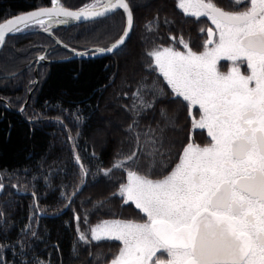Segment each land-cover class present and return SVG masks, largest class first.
Listing matches in <instances>:
<instances>
[{
    "label": "snow or ice",
    "instance_id": "6c2138e0",
    "mask_svg": "<svg viewBox=\"0 0 264 264\" xmlns=\"http://www.w3.org/2000/svg\"><path fill=\"white\" fill-rule=\"evenodd\" d=\"M50 3L51 7L0 23V50L5 48L10 33L33 27L50 33L56 24L110 18L122 10V34L111 45L94 50L121 54L134 29L131 0H92L78 10L65 7L62 0ZM176 7L185 16L207 18L214 27L200 29L206 34L201 51H194L182 36L179 40L169 36L184 50L158 45L146 52L154 61L148 69L158 71L170 93L141 82L133 93L131 108L125 106L132 114L125 131L133 138L134 146L129 153L118 154L111 168L98 169L105 177L114 170L126 172V182H121L118 193L112 195H119L124 204H134L142 218L104 219L89 225L85 232L79 227L82 217L77 213L78 240L89 247L93 242L119 241L122 246L118 253L105 264H264V0H228L227 10L213 0H178ZM165 23L170 22L165 19ZM146 27L150 32L159 28V18ZM63 47L68 49L69 45ZM221 61L230 62L227 70H222ZM165 100L183 103L189 122L188 135L172 168L163 160L165 138L155 136L151 128L143 133L136 131L141 118ZM19 111L24 113L25 108ZM161 116L173 131H184L164 109ZM75 119H81L79 114ZM56 121L67 128L61 117ZM197 130L200 134L206 132V143L196 142ZM68 138L74 140L70 129ZM176 142L168 141L169 157ZM144 158H148L147 163ZM75 160L80 167V185H84L89 171L80 163L79 155ZM80 185L70 195L61 193L64 207L73 203ZM0 193H5L2 177ZM32 195L33 207H39L35 192ZM103 204L100 201L94 207ZM6 223L0 209V225ZM34 223L30 217L21 232L39 239ZM83 223L89 224L87 210ZM17 244L20 264H31L23 259L24 241L18 240ZM5 247L0 244V264H7ZM73 253H77L75 246ZM89 255L93 256L91 252ZM94 258L101 259L102 254ZM36 264L45 262L37 260Z\"/></svg>",
    "mask_w": 264,
    "mask_h": 264
},
{
    "label": "trees",
    "instance_id": "16d2710c",
    "mask_svg": "<svg viewBox=\"0 0 264 264\" xmlns=\"http://www.w3.org/2000/svg\"><path fill=\"white\" fill-rule=\"evenodd\" d=\"M91 1L62 0V3L67 7L80 8ZM142 1L131 0L134 30L122 47L121 54L41 64L37 85L33 83L37 55L47 49L48 57L59 58L66 56L67 51L53 46L51 37L40 32L30 31L7 38L6 46L0 52V97L6 101H0V177L5 185V193H0V209L7 221L0 225V244L6 246L3 255L7 264H20L18 240L24 241L23 259L31 264H36L37 260L45 264H105L122 245L119 241L93 242L91 247L84 245L78 240L74 215L78 213L82 217L79 227L85 232L89 225L94 226L104 219L138 220V211L133 204H124L123 198L112 195L118 193L121 182H126V172L114 170L110 177H105L98 169L111 168L118 154H127L134 146L133 138L125 131L132 120V114L125 106L131 108L133 93L141 82L148 86L155 84L165 93H170L158 71L148 69L147 65L154 64V61L146 56V52L158 45L183 48L182 44L172 41L169 36H175L177 40L182 36L194 51H201L200 45L206 39V34L200 31L206 28L203 22L185 16L176 7L178 0ZM50 4V0H0V21L16 13ZM157 17L159 28L148 31L146 26ZM165 19L170 23H165ZM123 25V14L118 12L99 21L55 29L54 33L69 46L85 49L114 41L121 34ZM128 50L133 51V59L123 56ZM138 58L141 60L140 66L133 67L131 60ZM121 71L134 72L133 77L124 80L125 85L121 83ZM31 90L32 95L24 113L9 110L6 104L18 109ZM107 96L116 100V108L107 101ZM105 109L109 111V116L120 118L122 122L118 125L117 135L105 147H100L93 141V136L97 129L103 127L100 113ZM161 109L169 117L175 118L177 126L184 129L180 136L171 128L164 127ZM77 114L81 118L78 122L75 119ZM58 116L67 128L57 123ZM187 123L184 105L165 100L158 102L154 111L141 118L136 131L143 133L151 128L155 136L165 138L161 151L165 153L163 160L168 165L186 139ZM68 129L74 140H69ZM141 139L143 142L144 137ZM170 139L177 142L171 148L169 157ZM76 155H79L80 163L89 171V175L84 178L86 184L83 189L73 197V203L66 209V201L61 193L70 195L80 185ZM147 159L144 158L143 162L147 163ZM19 191L26 194L19 195ZM33 192L39 207H33ZM100 201L104 202L103 206L95 208L94 205ZM85 210L88 211V225L83 223ZM39 212L47 216L40 217ZM30 217L35 221L33 227L39 239L21 232ZM9 245H15V248ZM74 246L76 254L73 253ZM96 254H102V258L95 259Z\"/></svg>",
    "mask_w": 264,
    "mask_h": 264
},
{
    "label": "rangeland",
    "instance_id": "374dc122",
    "mask_svg": "<svg viewBox=\"0 0 264 264\" xmlns=\"http://www.w3.org/2000/svg\"><path fill=\"white\" fill-rule=\"evenodd\" d=\"M142 2L146 3L145 0H143ZM151 4L152 3L150 2V5ZM132 55H133V51L132 50H128V51L124 52V54H123V56L126 57L127 59H133V58H131ZM131 61H132L131 62L132 66L135 67L136 65L140 64L141 60L138 58L136 60H131ZM119 74L121 75L120 77L122 79L121 80L122 85H125L126 83H125L124 80L126 78L133 77L134 72L131 71L130 73L129 72L127 73V72H122L121 71V72H119ZM107 101L112 103L113 108L117 107V102L112 96H107ZM100 115L102 116L103 127L100 128V129H97L96 134L93 136V141L95 142V144L97 146L105 147L107 145L108 141L112 140V138H114V136L117 135V131L120 128V127H118V125H120L122 121H121L120 118H115V117L109 116V111H107L106 109L103 110L100 113ZM164 123H165L164 124L165 128H170L168 126V122H167V120H165V118H164ZM180 135H181V132H178V136H180ZM169 147H170V145H169Z\"/></svg>",
    "mask_w": 264,
    "mask_h": 264
},
{
    "label": "water",
    "instance_id": "95a60500",
    "mask_svg": "<svg viewBox=\"0 0 264 264\" xmlns=\"http://www.w3.org/2000/svg\"><path fill=\"white\" fill-rule=\"evenodd\" d=\"M52 6V5H51ZM51 6H48V7H51ZM38 8L36 9H32V10H29V11H26V12H23V13H28V12H31V11H34V10H37ZM70 9V8H69ZM71 10H78V9H71ZM23 13H19V14H23ZM19 14H16V15H19ZM14 15V16H16ZM14 16L12 17H9L7 19H11L13 18ZM101 18H104V17H97V18H90V19H81V21H75V20H71L68 24H56V25H53V28H56V27H68V26H72V25H76V24H82V23H86V22H90V21H95V20H98V19H101ZM7 19H5L4 21L0 22V23H3L5 22ZM52 28V29H53ZM9 35V34H8ZM132 33L129 34V38L131 37ZM7 37V36H6ZM54 40L56 41V43H58L57 41H59L56 37H54ZM129 40V39H128ZM126 40V42L128 41ZM125 42V43H126ZM59 45L63 46L64 44L62 42L59 41L58 43ZM69 49H72V48H68L67 50L71 53V55L69 57H66V58H61V59H45L43 60V63H55V62H64V61H69V60H74V59H85V58H98V57H105V56H108V55H112L113 53H107V52H104V53H101V52H98V51H94L95 49H98V48H91V52L87 53V55H77L76 53L70 51ZM77 52H84V51H77ZM44 56V55H43ZM40 63V61L37 62V66L38 64ZM35 74L37 76V69L35 71ZM25 106V105H24ZM23 106V107H24ZM19 110H17L18 112ZM82 189V188H81ZM80 189V190H81ZM79 190V191H80ZM42 216V214H40Z\"/></svg>",
    "mask_w": 264,
    "mask_h": 264
},
{
    "label": "flooded vegetation",
    "instance_id": "af4514ba",
    "mask_svg": "<svg viewBox=\"0 0 264 264\" xmlns=\"http://www.w3.org/2000/svg\"><path fill=\"white\" fill-rule=\"evenodd\" d=\"M213 2L216 3L217 6L224 7L227 10L228 0H213ZM202 18L207 22L208 27H214L211 24V21L210 20H208L205 17H202ZM229 63H226L225 61H221L222 70H227V66L229 65ZM244 70H246V69L244 67H242V71H244ZM177 99H180V98H177ZM188 126H189V122L187 123V130H188ZM186 135H188V131H187V134ZM195 139H196V142L201 143V144L206 143L207 140H208V138L206 136V132H204L203 134H200V130H197L196 131V133H195ZM182 147H183V145H182ZM179 154L180 153L178 152V155ZM178 155H176V156L173 157V160L171 161V167H174L175 163L178 162V160H177V156Z\"/></svg>",
    "mask_w": 264,
    "mask_h": 264
}]
</instances>
